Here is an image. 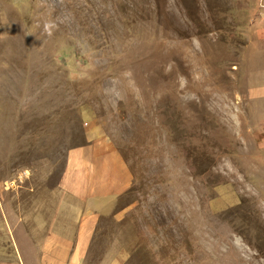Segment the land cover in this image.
I'll list each match as a JSON object with an SVG mask.
<instances>
[{
    "label": "rangeland",
    "instance_id": "rangeland-1",
    "mask_svg": "<svg viewBox=\"0 0 264 264\" xmlns=\"http://www.w3.org/2000/svg\"><path fill=\"white\" fill-rule=\"evenodd\" d=\"M90 131L132 183L77 264H264V0H0L1 264L67 260Z\"/></svg>",
    "mask_w": 264,
    "mask_h": 264
},
{
    "label": "crops",
    "instance_id": "crops-1",
    "mask_svg": "<svg viewBox=\"0 0 264 264\" xmlns=\"http://www.w3.org/2000/svg\"><path fill=\"white\" fill-rule=\"evenodd\" d=\"M92 136L95 133L88 132L86 145L67 153L60 177L59 187L70 200L81 205V210L73 240L66 250L67 260L59 264L79 263L89 248L99 219L112 212L116 199L132 183L131 172L113 145L100 136Z\"/></svg>",
    "mask_w": 264,
    "mask_h": 264
}]
</instances>
